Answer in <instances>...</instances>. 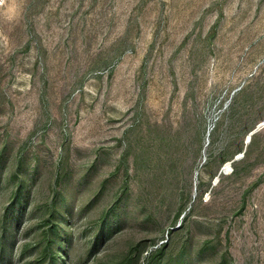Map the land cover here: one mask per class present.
I'll list each match as a JSON object with an SVG mask.
<instances>
[{
	"label": "rangeland",
	"instance_id": "rangeland-1",
	"mask_svg": "<svg viewBox=\"0 0 264 264\" xmlns=\"http://www.w3.org/2000/svg\"><path fill=\"white\" fill-rule=\"evenodd\" d=\"M0 264H264V0H0Z\"/></svg>",
	"mask_w": 264,
	"mask_h": 264
}]
</instances>
